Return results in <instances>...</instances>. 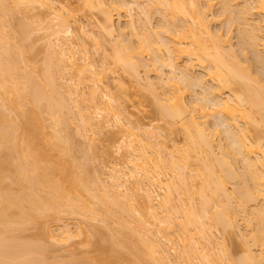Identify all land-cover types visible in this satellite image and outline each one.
<instances>
[{
  "label": "bare ground",
  "instance_id": "bare-ground-1",
  "mask_svg": "<svg viewBox=\"0 0 264 264\" xmlns=\"http://www.w3.org/2000/svg\"><path fill=\"white\" fill-rule=\"evenodd\" d=\"M28 2L33 3L30 5L32 9L36 3L45 7L50 22L58 20L59 29L52 34L55 36V43L51 42L53 53L48 54L50 57L47 55L49 61L47 59L48 63H45L48 65H44L41 76L39 72L38 75L32 74L35 67L33 72L27 71L30 64L28 67L25 63L28 62L24 56L25 48L15 46L31 36L28 24L24 26L27 22L13 24V16L21 11L20 5ZM78 2L77 7H80L74 10L70 0H0V105L3 102L0 106V264H49L45 262L44 250L46 248L48 254L50 246L45 247L33 238L21 239V235L29 227L40 228L41 222L45 221L47 225L44 222L45 227L41 228L49 227V230L43 229L47 238L53 244H67L84 233L85 221L80 218L81 225L76 222L80 226L76 224L77 230L80 228L77 236L72 234L67 222L60 227L58 222L65 221L63 214L87 217L90 221L102 222L107 228L111 226L109 229L118 234L113 236L111 247L121 246L129 257H135L134 264H174L177 261V264H264V80L259 74H264V51L261 53L264 48L260 49L264 46V0H206V4L200 0ZM214 5L221 6L218 16L212 14ZM83 8L102 16L94 25L98 31L95 33L91 28L89 32L87 25H78V35L73 36L71 20L78 24L76 12L81 9L78 14L82 13ZM123 11L131 18L127 21L130 34L127 28L115 25L116 16L118 23L123 19ZM153 14L160 15L164 22L159 25L160 29L156 28L158 25L155 27L158 30L151 28ZM219 16L227 18V30L230 24L234 26L228 30V35L221 34L220 29L213 32V17ZM254 16L260 17L262 25L255 24ZM89 21L88 24H94ZM235 27L236 40L239 41L236 46L240 45V50L236 51L239 50L240 55L233 52L232 32L235 31L232 29ZM10 29L19 31V37L18 33L15 32L17 36L14 34L17 40ZM99 31L104 33L101 37L106 36L110 40L107 38L108 41L103 43L101 37L98 40ZM88 41L97 50L95 54L105 50L104 56L108 51L104 49V42L111 41L112 58L109 60L112 59V63L108 64L113 68L110 67L109 72L102 70V63L107 60H102L100 70L97 69ZM249 48L263 64V70L256 73L261 78L251 71L254 68L250 64L254 62L246 60L250 56V53L246 55ZM239 56L246 58L245 61L242 59L246 65H242ZM147 58H151L152 63ZM54 61L56 71L52 70ZM107 65L103 68L108 69ZM120 67L134 79L137 87L134 91H145L153 97L162 120L169 126L168 133L176 132L180 127L184 137L182 146L176 144L174 137V140L170 139L172 136L169 134L167 139L163 137L159 127L152 126V130L147 132L135 120L127 118L128 113L121 108L120 99L131 90L120 77L116 89H120L119 95L120 91L124 94L121 98L118 91L114 93V89H110L111 83L105 81L108 73L111 72L113 78ZM142 67L149 75L154 67L157 70L168 69L170 75L166 80L161 74L157 81L146 79L150 81L146 82L141 76ZM195 68L200 70L197 76ZM66 75L71 76L69 82L75 83V86L71 83L69 92L67 85L68 89L63 92V84V87L57 84ZM75 78L80 80L79 84L73 81ZM86 82L92 85L88 98L85 97L86 89L79 88ZM89 84L85 86L90 87ZM196 86L204 91V96L202 93L196 100L194 98L195 101L187 102L190 87ZM100 90L107 100L98 101ZM140 93L137 94L139 97L143 94ZM2 106H7L10 111L5 113ZM75 108L78 116L73 112ZM105 112L108 114L106 123L100 124ZM70 113H74L75 119L80 117L82 129L86 128L85 135L88 132L86 136L92 138L87 139L89 142L94 140L95 134L100 132L101 135L104 131H112V128L119 129V133L127 138L118 149L119 153L124 151L125 161L112 166L111 183L104 181L100 172L95 171L98 175L90 176L87 169L84 171L81 166L77 169L75 160H70L71 138L63 136V129L72 118L69 119ZM209 118L218 124L212 122L213 126ZM94 126L100 131L95 133ZM221 133L226 135L225 140L230 141L229 146L223 143ZM242 167L244 172L240 171ZM237 170L244 180L239 177L240 184L237 181L235 188H229L228 184L237 178ZM259 200H262L261 206ZM253 203L260 208L252 206V212L249 205ZM239 211L243 212L240 216L247 222L246 226L252 227V221L258 226L253 224L255 229L249 228V239L246 232H242L246 234L240 236L245 239L242 240L244 254L235 258L228 252L224 240L221 245L213 239L212 233L214 230L216 233L228 230V233L231 231L229 234L241 232ZM77 217L74 218L77 220ZM50 220L58 221L55 224L59 226L58 236L53 228L50 229ZM176 220H181L179 230L173 231ZM86 225L93 227L90 222ZM113 225H117L118 230ZM37 244L43 245L44 250ZM256 246L261 248L260 252ZM99 251V257L93 261L95 264H109L113 258L122 255L119 248L114 247L109 251L99 248ZM171 251L179 253L177 261L171 258Z\"/></svg>",
  "mask_w": 264,
  "mask_h": 264
},
{
  "label": "rangeland",
  "instance_id": "rangeland-1",
  "mask_svg": "<svg viewBox=\"0 0 264 264\" xmlns=\"http://www.w3.org/2000/svg\"><path fill=\"white\" fill-rule=\"evenodd\" d=\"M57 1V0H56ZM59 1H62L63 2V0H59ZM252 1V0H251ZM70 4L72 5L71 7H74L73 9L74 10H78V9H76V8H79L80 6H78L77 7V5H79V4H77V2H78V0H70ZM200 2H202V3H204V4H206L205 2H206V0H200ZM79 3V2H78ZM24 4V3H23ZM27 4V5H26ZM31 4H33L32 2H28V3H25V5H23V6H21L20 5V10L21 11H16L17 12V14L15 15V17L13 16V18H14V20H13V24H15V25H17V23L18 22H22L23 24H24V22H27V23H25L24 24V26H27L26 24H28V26L27 27H29L28 28V32H29V30H31V36H30V39L28 38L27 39V41L26 40H22L23 42H19L18 43V45L16 44L15 46H17V47H19V46H22L23 48H25V55H24V53H23V55L25 56V58L28 60V62H25L26 64H24V65H26V66H28L29 64H30V67L27 69V67H26V69H27V71L29 70L30 72H33L34 70V68L33 67H35V70L36 71H34L32 74H39L40 72H42L43 71V68L46 66V65H48V64H46L45 63V61L48 59V61H49V58H48V56L49 55H52V51H53V48H52V46H51V42H53V43H55V39H54V37L52 36V34L54 33V31H57L58 29H59V26H58V23H57V21L58 20H53V22H50L49 21V17H47L46 15H48L47 14V10L45 9V7L43 8L42 6H41V4L39 5V3H36L37 4V6L34 4L33 5V7H34V9H32V7L30 6ZM215 4H218V3H216L215 2ZM41 6V8H39ZM219 7V8H218ZM240 7V6H239ZM239 7H237V8H239ZM82 9V8H81ZM81 9L79 10V11H81ZM220 9H221V6L219 5H214V8L212 9L213 10V12H212V14L214 13L215 14V16H218V11H220ZM78 11V12H79ZM83 11H84V8H83ZM82 11V13H79L78 14V12H76L77 13V15H78V17H76L75 19L76 20H78L77 22H78V24H76L75 22V24L73 23V21L71 20V22H72V24H71V27L73 28L72 30H73V36H77L78 34V32H77V30H76V28L78 27V25L80 26V25H82V26H84V27H86V25H87V27L89 28L88 30H89V32L91 31V28L92 29H94L95 30V33L98 31V30H96V28L97 27H95L94 25H96V23L99 21V20H101V17L102 16H100L99 14L100 13H96L95 11V13L93 12V14L90 12V11H84L83 12ZM15 12V13H16ZM91 14H90V13ZM124 12H126V11H123L122 13L123 14H121V17L123 18V19H121L120 20V23H118L119 22V19H117L118 17L116 16V18H115V25H116V27H118L119 28V26H120V28H127L128 27V22L130 21V17H129V14L127 15V12L126 13H124ZM154 13H156L155 11H154ZM211 14V15H212ZM97 15V16H96ZM127 15V16H126ZM155 15V17L151 20V28H153V29H156V28H161L159 25H162V23H164V22H162L163 20L160 18V15H158V14H153V16ZM219 15H220V12H219ZM49 16V15H48ZM94 16H95V18H94ZM214 16V15H213ZM257 16V15H256ZM38 17V18H37ZM41 17V19L42 20H39V18ZM51 17V16H50ZM100 17V18H99ZM43 18H44V20H43ZM52 18V17H51ZM96 18H98V20L96 19ZM130 18V19H129ZM221 18H223V17H221ZM220 18V16L219 17H213V19H215L214 20V23H212L213 25H212V29L214 30L213 32H215L216 30H219V32H221V34H223V33H225V35L227 34L228 35V30L230 29V28H233V27H231V24H230V28L227 30V28H228V25H227V23H226V20H227V18L226 17H224L223 19H221ZM260 17L258 16V17H255L254 16V19L256 20H254L256 23L255 24H257V22L259 23L260 21V19H259ZM89 19L90 20H92L93 22H94V24H92L91 25V23L90 24H88L89 22H91V21H89ZM95 19V20H94ZM128 19V20H127ZM229 20V19H228ZM88 21V22H87ZM97 21V22H96ZM128 21V22H127ZM100 22V21H99ZM160 24H159V23ZM227 22H229V21H227ZM262 22V21H261ZM12 23V22H11ZM10 23V26L12 25ZM21 23V24H22ZM226 23V24H225ZM20 24V23H19ZM125 24V25H124ZM127 24V25H126ZM262 25V23H259V25ZM88 25H91V26H88ZM158 25V26H157ZM227 27H226V26ZM13 26V25H12ZM157 26V27H156ZM18 27V26H17ZM156 27V28H155ZM10 28H12V27H10ZM14 28L16 29V27L14 26ZM26 27H24V29H25ZM87 29V28H86ZM221 29H222V31H221ZM6 30H8V28L6 29ZM11 30L12 29H10L9 30V32L10 33H12L11 32ZM27 30V29H26ZM87 30V31H88ZM130 30V29H129ZM129 30H128V28L126 29V31H127V33H129L130 34V32H129ZM156 30H158V29H156ZM233 31H235V32H232V43H233V52L235 51L236 52V54H238V55H240V45L239 46H236V43L238 44L239 43V41L237 42V31H236V27L234 28V29H232ZM12 31H14V29L12 30ZM17 31H18V29H17ZM15 32L16 31H14V33H12V35H14L15 34ZM19 32V31H18ZM18 32H16V33H18ZM8 33V32H7ZM99 33H101L100 31H99ZM99 33H97V36H98V40H99V37H101V35H104V33L102 32L100 35H99ZM240 33V28H239V32H238V34ZM30 34H28V35H30ZM16 36H17V34H15ZM14 35V36H15ZM225 35H224V38H225ZM240 35V34H239ZM15 36V40H17L18 38ZM63 36H65V35H63ZM94 36V35H93ZM18 37H19V33H18ZM72 36H70V38H71ZM103 37V36H102ZM101 37V39H102V43H103V41L105 40V41H108V40H110L108 37V40H107V38H106V36H104L103 38ZM14 38V37H13ZM74 39V38H73ZM237 39V40H236ZM20 40V39H19ZM136 40V39H135ZM234 41V42H233ZM89 43V47H92L93 46V44H92V42L91 41H88ZM91 42V43H90ZM110 43H111V41H109ZM135 42H137V41H135ZM262 42H264V41H262ZM50 43V44H49ZM110 43H107V42H104V44L106 45V47H105V45L103 44V46L105 47H103L104 49H107L106 51H107V54H105V56H104V52H105V50H103V51H101V52H99V54H95V53H97V50H95L94 49V47H92L91 49H89V51H91L90 53H91V58L93 59L94 57V59H93V61H94V63L95 64H97L96 65V67H97V69H99V67H100V65H101V63H102V60L104 61V60H107V61H109V62H107V61H104L105 63H102V70H104V72L106 71V73L107 72H109L108 70L109 69H111V68H113V66H112V64H108V63H110L111 61H112V59L111 60H109L110 58H112V57H110L111 55H110V50H111V48H112V43L110 44ZM92 44V45H91ZM261 45H262V43H260ZM48 45H50L49 47H48ZM53 45V44H52ZM261 45H259V46H261ZM21 47V48H22ZM108 47V48H107ZM20 48V49H21ZM50 48V49H49ZM239 48V50L238 51H236L237 49ZM259 48V47H258ZM264 48V46L262 45L261 47H260V49L262 50ZM48 49L50 50L49 52H48ZM235 49V50H234ZM22 50V49H21ZM24 50V49H23ZM94 50V51H93ZM102 50V49H101ZM112 51V50H111ZM251 49L249 48V50H248V52L246 53V55L248 54V53H250V56L246 59V58H242L241 56H239V58H240V60H241V62H243V60L244 59H246V60H251V62H254V63H251L250 65H252L253 66V68L254 69H252L251 71L253 72V74L255 73V75H256V73H257V70H263V64H262V62L260 63V61H259V59L257 58V56L254 54V53H252L253 51H251ZM260 51V50H259ZM263 51L264 50H262L261 51V53L263 54ZM23 52V51H22ZM49 53H51V54H49ZM94 53V54H93ZM252 53V54H251ZM260 53V54H261ZM49 54V55H48ZM112 54V53H111ZM261 54V55H262ZM48 55V56H47ZM99 55V56H98ZM106 55H108L109 57L107 58V56ZM241 55H243V54H241ZM81 55H78L77 57H80ZM100 56H102V57H100ZM263 56H264V54H263ZM50 57V56H49ZM256 57V58H255ZM262 57V56H261ZM105 58H107V59H105ZM254 58H255V61H254ZM148 59V61H151V58H147ZM150 59V60H149ZM243 59V60H242ZM48 61H46L47 63H48ZM245 61V60H244ZM247 62L246 61V63H250V62ZM258 61H259V63H258ZM97 62V63H96ZM107 62V63H106ZM29 63V64H28ZM55 63V61L53 62V65H52V70L54 69L55 71H56V69H55V67H56V65L54 64ZM112 63V62H111ZM151 63H152V61H151ZM256 63V64H255ZM103 64H105V66L103 65ZM108 64V65H107ZM246 65L244 62L242 63V65ZM45 65V66H44ZM106 65L107 66H109V68L107 69V68H103V66L104 67H106ZM260 65H262L261 67H260ZM54 66V67H53ZM252 66H250V67H252ZM111 67V68H110ZM101 68V67H100ZM45 69V68H44ZM117 69V68H116ZM143 69V70H142ZM197 68H195V71H196V76L197 75H199L200 74V70L199 69H197ZM100 70V69H99ZM102 70H101V72H102ZM141 71V76L143 77V79H144V81H146V79L148 80V79H152L151 81L153 82L154 80H156L157 81V79H159L160 77H158V75L160 76L161 74V77L162 78H165V80L167 79V76H169L170 75V73H169V71H168V69L166 70L165 68L164 69H156L155 67L153 68V70L154 71H151L150 73V75L149 74H147L148 72H147V70L145 69V68H141L140 69ZM144 70H146V72L144 71ZM157 71H159L158 73H157ZM161 71V72H160ZM198 71V72H197ZM39 72V73H38ZM157 74H156V73ZM163 72V73H162ZM259 72V71H258ZM146 73V74H145ZM160 73V74H159ZM199 73V74H198ZM103 74H105V73H103ZM111 74V72L110 73H108V76L109 77H105V78H108L107 80H105L106 81V83L108 82V83H111V85L113 86H111L110 87V89L113 91V89H114V93H115V91L117 92V94H118V96L119 97H123V96H121V95H124V94H122L121 93V91H120V95H119V90L118 89H116L117 88V83H118V80H120V77L123 79V82L124 83H126V86H127V88H129L131 91H130V94L128 93V95H124L125 97L124 98H122V100H124V99H126L127 98V100H124V101H122L121 99H120V103L122 104L121 105V108L122 109H124L125 111H127V118H131L133 121L135 120V122H137L140 126H141V128L143 129V128H145L146 130L145 131H147L148 132V130H152L151 129V127L152 126H154V127H152V128H156V127H159L161 130H158V129H156V131L158 130V131H160L162 134V136L163 137H165L166 139H167V134H169L170 136H172V138H170V139H173V137L175 138V140L174 141H176L177 140V142L178 143H176V144H179V146L181 145L182 146V143H183V133L181 132L180 133V127H179V129H177V130H179V132L176 130V132H175V130H174V132H173V134H172V132H171V134L170 133H168V131L170 132V130H169V126H168V124H167V122L163 119L162 120V117H161V113H160V109H158V107L155 105V102H154V100H152L153 99V97H151V95L148 93V92H143V91H138L140 94H142V95H140V97H139V95H137V94H139L138 92H136V90L134 91V89H137V87L135 86V83H133V80H132V78H131V76H129V74L128 73H126L125 71H123L122 69H121V67L120 68H118V70L115 72V74H113L114 75V77L112 78V75H110ZM163 74L165 75V76H163ZM169 74V75H168ZM260 75L262 74V75H264L263 73H259ZM40 76H41V73L39 74ZM77 75H78V73H77ZM116 75V76H115ZM145 75H147L148 77H146ZM254 75V76H255ZM261 75V77H262V79L264 80V78H263V76ZM75 77H76V75H74ZM74 76H73V78H74ZM78 76H80V75H78ZM77 76V77H78ZM106 76V75H105ZM111 76V77H110ZM119 76V77H118ZM151 76V77H150ZM257 77H259V78H261L260 76H258V75H256ZM65 77V76H64ZM63 77V79H62V77H61V81L60 82H58L57 81V84H58V86H59V84H61L60 86L61 87H63L64 86V89L62 88V90H63V92H64V90H67L68 89V87L69 86H71L72 87V85H74L75 86V83H73L72 81L71 82H69L68 81V78H69V80L71 79L70 77L71 76H67L66 75V77L64 78ZM76 77V78H77ZM81 77V76H80ZM76 78L75 79H73V81L74 82H76L77 80H76ZM118 78V79H117ZM41 79V78H40ZM65 79V80H64ZM67 79V80H66ZM82 79V78H81ZM113 79H115L114 80V82L117 80V82H116V84L112 81ZM154 79V80H153ZM76 80V81H75ZM83 80V79H82ZM109 80V81H108ZM80 81V80H79ZM79 81H77L78 83H76V84H79ZM82 82V81H81ZM113 82V83H112ZM146 82H150V81H146ZM145 82V83H146ZM264 82V81H263ZM71 83H72V85H71ZM62 84H63V86H62ZM82 85H83V83H81ZM80 84V85H81ZM89 83H87L86 82V84L84 83V85L83 86H80L79 85V88H82V90L84 91V89H86L85 90V94H86V96L85 97H89V92H90V90L92 89L91 88V83L89 84V86L90 87H86L87 85H88ZM68 87H67V86ZM86 85V86H85ZM110 85V84H109ZM180 85L182 86L183 84L180 82ZM136 88H135V87ZM91 88V89H90ZM116 89V90H115ZM128 89V90H129ZM59 90H60V88H59ZM61 90V91H62ZM69 90H70V87H69V89H68V92H69ZM87 90H88V92H87ZM111 92V91H110ZM113 92H112V94H113ZM189 94H187L186 96H187V98H186V96H185V98L187 99V102H193V101H195L196 100V98H197V96H201V94L204 92H202V89H200V88H198L197 86L196 87H192V89H191V87H190V89H189ZM87 93H88V95H87ZM135 93V94H134ZM65 94H66V91H65ZM116 94V95H117ZM150 95V96H149ZM127 96V97H126ZM202 96H204V93L202 94ZM87 97V98H88ZM194 98H195V100H194ZM201 98V97H200ZM200 98H198L199 100H200ZM71 99H74V97H71ZM201 99H203V98H201ZM104 100H107L106 99V97H104V95H103V93L101 92V90H100V92H99V94H98V101L99 102H101V101H104ZM72 101V100H71ZM70 101V102H71ZM126 101V102H125ZM203 101V100H202ZM123 102V103H122ZM0 103H1V101H0ZM73 103V102H72ZM72 103H71V106H72ZM206 103V102H205ZM2 104H3V102H2ZM1 104V105H2ZM0 105V106H1ZM75 104H73V106H74ZM123 106V107H122ZM74 108V107H73ZM1 109H3V110H5L4 112L5 113H7L8 111H10L9 109H8V107L7 106H2V108ZM120 108H118V110H119ZM76 108H75V110L73 111L74 113H75V115L77 114L76 112ZM11 113V112H10ZM74 113H70L71 115H70V117H69V119L72 117H74L75 115H74ZM92 113V112H91ZM106 113V112H105ZM103 113V118L101 117L100 118V121L102 120V122L100 123V124H105L106 123V121L105 120H107V118H108V114L106 113ZM9 114V113H8ZM74 115V116H73ZM92 115H93V113H92ZM67 116H69V114H67ZM66 115H65V117L66 118H68ZM76 116H78V115H76ZM75 116V117H76ZM94 116H96V115H94ZM93 116V117H94ZM45 117H47V115H45ZM75 117L72 119L71 118V121L68 119V121H70V123H68V125H64L65 127H67V128H64L63 129V136H67V137H69V138H71V139H69V141L71 142L70 143V146H71V151H70V153H71V155H70V160H75V165L77 166V169L79 168L80 169V166H81V169L83 168V170L85 171L86 169V171H87V174L90 172V176H92L94 173H95V171H97L99 174H100V176H101V174H102V179L104 180H106V182H110L111 183V180H110V175L112 176V173H113V171H112V169H113V167H115V164L116 163H118L119 164V162L120 163H122L123 161H125V157H124V155H123V153H124V151H123V153L121 154V153H119L118 152V149L121 147V146H123L122 144H124L123 142V139H126L127 140V138H124L125 136L123 135V134H121V133H119V129H113L112 128V131L111 130H108L109 132H103V134H99L100 132V130H98L97 131V128H96V126H97V122H96V126H94L96 129H94V131H96L95 133H97V132H99L98 134L100 135H96L95 134V137H94V135L92 136V137H94L93 139L94 140H92V142H93V144H92V142H89L88 140L90 139V138H88L87 136H88V132H87V136L85 135V133H86V131L84 132V130L86 129V128H83L82 129V125L80 124L81 123V120H80V122H79V119L78 118H80V117H78L77 119H75ZM107 117V118H106ZM66 118H65V122L67 121L66 120ZM96 118H97V116H96ZM129 118V119H130ZM209 120H210V118H209ZM99 121V122H100ZM213 121H215L214 119H212V121L210 120V124H212L213 125V123L214 124H218V122L216 121V122H213ZM83 122V121H82ZM213 122V123H212ZM84 123V122H83ZM82 123V124H83ZM98 125L100 128H101V126L102 125ZM211 125V126H212ZM82 126V127H81ZM214 126V125H213ZM93 127V126H92ZM223 127H221V130H224L225 131V129H222ZM176 129V128H175ZM250 129H252V128H250ZM91 130V129H90ZM104 130H106V129H104ZM119 130V131H118ZM94 131H92V132H94ZM111 131V132H110ZM155 131V130H154ZM92 132H89L90 134L92 133ZM150 132V131H149ZM221 132H223V131H221ZM252 132V131H251ZM225 133V132H224ZM224 133H221L222 134V141H223V143H225L227 146H229V144H228V141L227 140H225L226 139V135L224 134ZM254 133V131L251 133V134H253ZM94 134V133H93ZM106 134V135H105ZM92 135V134H91ZM166 135V136H165ZM168 135V136H169ZM123 136V137H122ZM169 136V137H170ZM253 138H254V135H253ZM88 139V140H87ZM92 139V138H91ZM90 139V140H91ZM168 140H169V138H168ZM227 141V142H226ZM230 142V141H229ZM90 144V145H89ZM92 146V147H91ZM121 155H123V157L121 156ZM239 165L240 164H238V167H239ZM113 166V167H112ZM241 167V166H240ZM239 167V168H240ZM238 168V170H240ZM77 169H75V170H77ZM236 169H237V167H236ZM238 170H237V178L236 179H234V182H231V183H229L228 184V186H229V188L230 187H232V186H234L235 184H237L238 182H239V180L240 179H242V177L240 176V172H238ZM243 170V171H242ZM78 171V170H77ZM241 172H244V168L242 167V169L240 170ZM81 172H82V170H81ZM80 172V173H81ZM97 172L94 174L95 176H97L98 174H97ZM112 172V173H111ZM79 173V172H78ZM240 173V174H239ZM97 174V175H96ZM239 175V176H238ZM242 175V174H241ZM239 177H241L240 179H239ZM245 177V176H244ZM90 178V177H89ZM92 179H94V177L92 178ZM107 179H108V181H107ZM238 179V180H237ZM91 180V178L89 179V181ZM104 180V181H105ZM110 180V181H109ZM242 180H244V179H242ZM241 180V181H242ZM245 180H246V178H245ZM8 181H10V180H8ZM238 181V182H237ZM91 182H92V180H91ZM237 182V183H236ZM243 182H245V181H243ZM243 182H241V183H243ZM7 183H9V182H7ZM233 183V184H232ZM232 184V185H231ZM239 184H240V182H239ZM5 185H7L6 183H5ZM4 185V186H5ZM10 186H12V184H9ZM8 186V185H7ZM7 186H5V187H7ZM9 186V187H10ZM13 188H14V186H13ZM232 188H235V186L234 187H232ZM6 190V189H5ZM231 190V189H230ZM161 194V193H160ZM262 200H259V203H258V201L256 202V203H258L259 204V206H261L262 204H260V203H262L261 202ZM178 203V202H177ZM255 205V203H253V205H249L250 207H251V209L249 210V206H248V210L249 211H251L253 208H252V206H254ZM257 206V204L254 206V207H256ZM257 209H259L258 208V206L256 207ZM256 209V210H257ZM249 211H247V212H249ZM242 211H239V217L241 218V216H240V213H241ZM247 212H245V214L247 213ZM252 212H253V210H252ZM251 212V213H252ZM243 213V212H242ZM242 213H241V215H242ZM61 214V213H60ZM245 214H244V216H245ZM249 214H250V212H249ZM62 215V214H61ZM60 215V216H61ZM138 215V214H137ZM140 215V214H139ZM251 215V214H250ZM73 216V215H72ZM243 216V215H242ZM247 217H248V213H247V215H246ZM245 216V217H246ZM62 217H65V219H63V220H65V221H61V222H58L59 224H60V227H62L63 226V224H65L64 222H67L68 224H70V226H71V229H72V234H74V235H79V233H80V231H79V233H78V230H80V228L77 230V225L79 224V222H80V218H81V221L82 220H84L85 222H90L92 225H93V227H91L90 225H86L87 223H85L84 221V223L83 224H85V231H84V233L82 232V235L81 236H78V237H74V235H73V237H74V240L72 239V241L71 242H66L67 244H62L61 242H59V243H61L62 245H59V243L57 242V243H54L53 244V241H51V240H49V238H47V236L45 235V233H47V232H44V230L45 229H47V230H49V227L48 226H46V228L44 229V228H41L42 226H44L45 227V224H44V222L42 221L41 222V224L43 223V225H39V227L40 228H38V226H32V227H29V229L27 230V231H24V233H23V235H21V239H29V238H33L34 240H36V241H38L39 243H42L45 247L46 246H50L49 247V249H50V251L48 252V254L46 253V248H45V250H44V248L41 246V245H39V244H37V245H39L40 247H42L43 248V250H44V252H45V259H46V261L45 262H48L49 264H95L94 262H96L95 261V259L97 258V257H99V255H100V251H99V248H103V249H105V250H107V251H109V249H111V248H119V250L121 251V254L122 255H120L119 254V256L120 257H115V255H113L115 258H113V260H112V262H109V264H134V258H132L131 256L129 257L128 255H127V252H125V250L123 249V248H121V246H117V247H115V245L113 246V247H111L112 246V238H113V236L114 235H118V234H116V233H114V231L113 230H110V229H112V227L109 229V228H107L108 226L106 225L105 226V224H103L102 222H94V221H90V219L88 220V218L87 217H85V218H87V219H85L84 217H77V216H74V217H77L78 219L76 220L74 217H71V216H68V215H62ZM238 217V221H240V223H241V225L239 226V227H241L240 229L241 230H239V231H241V232H238V234H229L228 233V230H220L221 232H219V230L217 231V233H216V231L214 232L213 231V233H212V237H214L213 239H216V240H218L219 242H221V241H223L224 240V245H225V247H227L228 249H229V251L228 252H230L231 254H232V256L233 257H235V258H237L238 256H242L241 254L243 253V248H244V245L242 244V240L244 239V238H242V237H240L241 235H246L247 233H249L250 232V229L252 228V229H255V228H253L254 226H253V224H256L255 222H251V224H252V227H248V226H246V223L247 222H245V220L244 219H242L241 218V220H240V218ZM68 218V219H67ZM70 218H72V220L70 219ZM74 218V219H73ZM67 219V220H66ZM246 219V221H247V218H245ZM74 220V221H73ZM243 220H244V222H243ZM51 221V223L49 224V226L50 225H52L51 227H50V229H52V231H56L55 232V235L56 236H58V233H59V226H55V224L57 223V222H52V221H54V220H50ZM181 220H176L174 223V226L176 227H174V226H172L173 228H172V230L174 229L175 231H178L179 230V227H178V223L180 222ZM70 222V223H69ZM75 222V223H74ZM78 224H77V223ZM46 223V225H47V222H45ZM239 223V222H238ZM245 223V224H244ZM77 224V225H76ZM82 224V225H83ZM114 224H116V223H114ZM76 225V226H75ZM79 225H81V222H80V224ZM78 225V226H79ZM118 225V224H117ZM116 225V226H117ZM245 225V226H244ZM264 225V224H263ZM84 226V225H83ZM115 225H113V227H114ZM116 226L114 227V228H116ZM258 225L256 224V227H257ZM261 226V225H260ZM259 226V227H260ZM33 227H37V228H33ZM80 227V226H79ZM118 227V226H117ZM248 227V228H247ZM264 226H262V228H263ZM119 228V227H118ZM118 228H116L117 230H118ZM247 228V229H246ZM250 228V229H249ZM44 229V230H43ZM176 229H178V230H176ZM216 229V228H215ZM249 229V230H248ZM58 230V231H57ZM173 230V231H174ZM217 230V229H216ZM246 230H248V232L246 231ZM225 231V232H224ZM236 231V230H235ZM234 231V232H235ZM77 232V233H76ZM224 232V233H223ZM227 232V233H226ZM233 232V233H234ZM245 233L246 232V234H243V233ZM21 233V234H22ZM214 233H216L215 235H214ZM235 233H237V231L235 232ZM242 233V234H241ZM251 234V233H250ZM255 234V233H254ZM46 236V238H45V236ZM250 237L251 235H248L247 234V236L246 237ZM19 237V236H18ZM88 237V238H87ZM249 237H248V239H249ZM49 241H48V240ZM247 239V238H246ZM252 239V238H251ZM215 240V241H216ZM245 240V239H244ZM20 241V240H19ZM27 241V240H26ZM51 241V242H50ZM98 241H99V245H96V243H98ZM217 241V242H218ZM20 242H22V243H24V241H20ZM28 242V241H27ZM35 242V241H34ZM34 242H30L29 244H34ZM203 243H205L204 241H202ZM218 242V244H220ZM249 242H251L250 240H249ZM52 243V244H51ZM223 244V242H221V245ZM241 244L243 245V247L241 246ZM252 244V243H251ZM36 245V244H35ZM169 245V244H168ZM167 245V246H168ZM169 247V246H168ZM254 247V246H253ZM257 248H259L258 246H256ZM226 248V249H227ZM256 248V250L258 251V252H260L261 251V248H259V249H257ZM169 249V248H168ZM117 250V249H116ZM256 251V252H257ZM118 252V251H117ZM172 252V251H171ZM118 253H120V252H118ZM174 253H176V252H174ZM173 252L172 253H170L171 254V258H173V259H175V260H173V261H177V259H179V253L177 252L176 253V255H173L172 256V254H174ZM177 254H178V256H177ZM244 254V253H243ZM47 255H49V257L47 256ZM118 256V255H117ZM47 257H48V261H47ZM232 257V258H233ZM44 258V257H43ZM177 258V259H176ZM44 261V260H43ZM94 261V262H93ZM197 261V260H196ZM195 261V262H196ZM178 262V261H177ZM177 262H174V264H177ZM196 263H198V262H196ZM47 264V263H46Z\"/></svg>",
  "mask_w": 264,
  "mask_h": 264
}]
</instances>
